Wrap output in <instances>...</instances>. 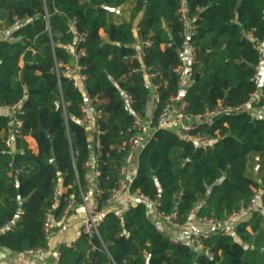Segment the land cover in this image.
Returning a JSON list of instances; mask_svg holds the SVG:
<instances>
[{"label":"trees","instance_id":"trees-1","mask_svg":"<svg viewBox=\"0 0 264 264\" xmlns=\"http://www.w3.org/2000/svg\"><path fill=\"white\" fill-rule=\"evenodd\" d=\"M130 1L135 2L130 18L120 23L113 20L115 12L99 8H119ZM187 5V13L195 17L190 41L198 48V62L189 64L190 82L183 91L172 72L183 62L181 48L187 39L180 0H0V23L10 27L16 18L29 19L12 33L20 40L0 37V105L22 102L24 134L37 143L35 152L19 138L18 151L3 153L10 118L0 113V226L14 225L0 232V247L17 253L46 247L47 213L56 204L53 214L59 220L65 208L63 200H56V189H62L61 197H79L77 180L83 188L86 185L85 162L94 150L88 128L78 119L87 96L75 87L74 78L62 75L59 82L56 73L57 66L63 71L71 65L67 45L78 39L72 20L78 21V32L88 34L81 44L87 55L80 58L88 77L87 93L100 99L99 108L106 113L100 120V209L128 158L127 128L152 99L144 87L146 67L154 68L161 83L156 120L171 93L181 92L189 103L187 113L193 115L220 102H251L261 61L254 39L264 41V0H187ZM136 27L141 28L140 37L154 44L143 59L129 63L124 57L139 50ZM102 29L108 34L106 42ZM250 32L254 39L247 35ZM169 42L171 47L166 46ZM127 93L135 98L130 111L124 108ZM61 98L66 112L55 105ZM198 130L211 138L208 148L168 128L158 129L141 151L131 182L133 191L149 199L106 212L101 237L83 235L77 243L62 244L59 264H264L261 212H254L234 232L219 228L257 197L260 186L247 174V164L251 155H259L264 163V114L247 109L216 117ZM155 201L161 213L178 211L182 225L196 212L216 218L219 229L204 249L175 243L153 220Z\"/></svg>","mask_w":264,"mask_h":264},{"label":"built area","instance_id":"built-area-1","mask_svg":"<svg viewBox=\"0 0 264 264\" xmlns=\"http://www.w3.org/2000/svg\"><path fill=\"white\" fill-rule=\"evenodd\" d=\"M181 3V20L183 22L185 35L187 36L185 44L181 48V56L183 59V62L177 66H175L172 70L174 74L178 76L179 79V85L180 89L185 91L187 89V84L190 82L189 75H188V68L190 63L198 62V48L195 45L193 41H190V37L195 34L194 28L192 26L193 19L189 14L187 13V0H180ZM47 10V9H46ZM45 19L48 23L47 29L50 33H52V28L50 26V13L48 10L45 13ZM29 19L28 18H16L14 23L8 27L7 29L10 31L9 40L10 41H18L21 39V37H16L12 33L14 30H16L18 27L25 24ZM71 25L73 26V29L77 31L78 39L75 43H69L67 45V52L70 55L71 59L75 61V67H67L63 71L59 69V67H56V73L57 77L59 79V82L61 80V76L65 75L67 77H72L75 79L74 85L77 88L83 89L86 93V101L81 105L82 114L83 116L78 119L80 123H82L84 126L87 127L88 118L92 117L95 120L96 125V138L95 141H92L93 145V154L89 160L85 162L86 168L89 169V172L86 176V185H81L79 179L77 180V185L79 186L80 195L77 197L74 193L67 194L63 197L62 195V189L58 187L56 189V200L61 201L63 200L65 202V208L62 212V215L59 220L55 219V216L53 214L54 209L56 208V204L52 206V208L47 213L45 224H44V230L46 233V238L48 240V244L46 247L38 248L35 250H29L27 253H35V254H42L45 251L48 250L50 240H51V234H52V228L56 221L65 223L72 212L76 210V207L81 201V203L86 208V215L84 218H82L81 221V230L78 233V235L75 237V239L72 241V244L77 243L83 235H89V236H97L101 237L100 235V227L103 222V218H99V216H103L106 212L109 211H120L125 207H129V204H132V201L140 198V199H146L149 198L139 194L136 191H133L131 189V182L127 180V173H128V163L127 161L121 166L119 170L120 178L118 180L117 186L111 191V194L109 198L107 199L106 205L104 208L100 209V201L99 198L102 195V190L99 186V176L101 175V167H100V157H101V151H100V141L99 136L103 133L101 130L100 120L103 119L106 116L105 111L102 108H99L100 99L98 97L92 98L88 95L86 90V82H87V75L83 73L84 66L80 63V58L82 56L87 55V51L84 47H81V44L85 43L87 40V32H78L77 26L78 21L72 20ZM0 31H2V28L0 26ZM141 28L136 27L135 29V36H137V46L138 51L136 53H133L131 55H127L124 57V60H126L129 63H133L134 61L138 59H143L146 56V49L148 47L153 46L154 41L151 38H142L140 37ZM250 38L254 39L253 33L247 34ZM255 40V47L258 49L260 55H261V61L256 66V73L253 77V81L255 82L257 89L255 92L252 93V100L250 103L246 104H234V105H225L223 102H220L217 107L214 109H207L205 112L193 115L188 114V101L186 98L181 94V92L178 93H171L168 97V100L163 106L162 111L160 112L159 118L156 120V110L159 108V106L162 103L160 89H161V83L157 81V72L154 71L153 67H146L147 71V80L144 83L145 89L151 91L152 93V99L150 100L149 104L152 105L148 107L142 112L137 113L130 124V126L127 128L128 133V139L125 141V145L129 150V155L131 153H137L140 156L141 151L146 147V145L149 143V141L154 137V134L156 131L160 128H166V122L165 120L167 117H169L171 114H175L176 118L181 120V128H180V138L184 140H193L196 143H198L203 148H208V146L211 144L212 140L209 136L204 135L201 133V131L198 130L199 126L203 123H211V121L216 117H223L226 115H231L235 113H241L247 109H249V106H252L255 110L261 112L264 114V92H263V81H264V41L254 39ZM173 45L172 42H169L166 44V46L171 47ZM189 60V61H188ZM140 70V69H139ZM138 71V70H135ZM181 90V91H182ZM126 103H125V110L130 111L132 105L135 102V98L132 94L127 93L125 95ZM55 105L58 109L62 108L64 112H66V104L61 98L60 100H57L55 102ZM255 105V106H253ZM150 109V115H148V111ZM8 111V116L10 118L9 121V134L5 137L3 144H4V150L3 153H11L15 150V143L16 140L19 138H27L29 135L24 134V121L20 117L24 111L22 110V102H19L17 104H14L12 106H2L0 105V113ZM191 119L195 120L198 123H187L186 120ZM128 155V156H129ZM93 192L94 193V203L92 205L88 204V196L89 194ZM153 205L154 213L157 215L159 219L164 220L166 224H168L170 227L178 229L182 227V224L179 222V213L178 211H174L171 214H164L161 213L159 210L160 203L158 201L151 202ZM259 211V205L258 202L255 199L251 201L248 205H244L239 209L238 211L233 212L229 220L234 219L239 214H253L254 212ZM196 221L200 223L201 225L208 226L210 228L218 229L219 221L214 217H205V216H197ZM14 225L12 223H7L3 226H0V232H4L10 229H13ZM210 233H205L202 235H193L190 237L187 241H183L180 238L172 237L171 240L175 243L179 244H190L197 249H204L206 248L205 243L211 236ZM60 260V251L57 252V258L56 263L59 264Z\"/></svg>","mask_w":264,"mask_h":264},{"label":"crops","instance_id":"crops-1","mask_svg":"<svg viewBox=\"0 0 264 264\" xmlns=\"http://www.w3.org/2000/svg\"><path fill=\"white\" fill-rule=\"evenodd\" d=\"M134 4H135L134 1H130L129 3L125 4L123 7H120V12H115L113 14V20L117 23L129 20ZM0 24L2 28V31H0V34L2 35H0V37L9 40L10 31L7 29L8 26L6 24H3V22ZM100 35L103 41L105 42L108 41V34L103 29L100 31ZM188 64H190V61L188 62ZM20 65L23 66V61H21ZM70 67L72 68L75 67V61L73 59H71ZM151 105L149 104V107ZM249 110L253 111L254 113L259 112V111L257 112L252 106H249ZM3 113L8 114V111H4ZM148 115H150V109L148 111ZM165 122L167 124L166 128L173 130L177 133H180L182 121L177 119L174 113L171 114L169 117H167ZM186 122L191 124L198 123L197 121L191 119L186 120ZM87 128L89 130L91 141L93 140L95 141L97 130L95 125V120L92 117L88 118ZM17 140L15 143V150L18 151L19 148L17 146ZM25 140L29 143L30 148H32L36 152L37 143L35 139L29 136L25 138ZM259 159H261L259 155H251L249 157V161L247 164V174L259 183L260 187L257 189L256 200L259 205V212H261L264 215V202L262 199L264 193V177H260V178L255 177V175L251 173L252 172L251 168H253V166L250 165L251 163L256 164V162H259ZM126 161L128 163V173L126 178L129 182H132V180L137 175L136 168L138 167L139 164V155L137 153H131ZM87 199H88L87 200L88 204L92 205L94 203V193L91 192ZM139 200L141 199L137 198L133 200L132 204H129V207L133 204H136ZM151 208L153 210V220L156 221V223L162 225L164 230L167 231V233L171 237H177L182 239L183 241H187L193 235H202L205 233H210V232L213 233L217 231V229L215 228H210L208 226H204L198 223L196 221V217H197L196 212L193 213V216L188 223L182 225V227L178 229L172 228L157 217V215L154 213L152 203H151ZM85 215H86V208L81 203V201H79L76 210L71 213V215L69 216L68 220L65 223L62 222L60 223L58 221L54 223L52 228L51 240L47 251H45L42 254L27 253V252L17 253L7 248L0 247V264H55L57 258V252L60 250V246L62 244H67V245L72 244V241L75 239V237L78 235V233L81 230V221L82 218L85 217ZM101 217L102 216H99V218ZM250 217L251 214H239L238 216L228 221L227 223H223L219 228L227 232H234L240 223L248 221ZM248 229L251 230L250 227H248Z\"/></svg>","mask_w":264,"mask_h":264},{"label":"rangeland","instance_id":"rangeland-1","mask_svg":"<svg viewBox=\"0 0 264 264\" xmlns=\"http://www.w3.org/2000/svg\"><path fill=\"white\" fill-rule=\"evenodd\" d=\"M0 35H2V34H0ZM256 164H253V163L250 164L251 166H253V168H251V170H252L251 173L254 174L255 177H257V178L264 177V163H263V161L261 159H259V162H256ZM137 170H138V167L136 168V171ZM102 217H104V216H102Z\"/></svg>","mask_w":264,"mask_h":264},{"label":"water","instance_id":"water-1","mask_svg":"<svg viewBox=\"0 0 264 264\" xmlns=\"http://www.w3.org/2000/svg\"><path fill=\"white\" fill-rule=\"evenodd\" d=\"M99 8H105V9H108L110 11H113V12H120V7L119 8H112V7H109V6H106V5H103ZM2 61H0V65H1Z\"/></svg>","mask_w":264,"mask_h":264}]
</instances>
